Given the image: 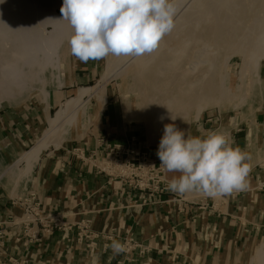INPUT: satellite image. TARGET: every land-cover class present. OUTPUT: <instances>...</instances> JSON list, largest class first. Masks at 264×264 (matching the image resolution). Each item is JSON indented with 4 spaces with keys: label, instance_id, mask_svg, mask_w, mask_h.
Listing matches in <instances>:
<instances>
[{
    "label": "crops",
    "instance_id": "0c3cea01",
    "mask_svg": "<svg viewBox=\"0 0 264 264\" xmlns=\"http://www.w3.org/2000/svg\"><path fill=\"white\" fill-rule=\"evenodd\" d=\"M95 69L91 64H76L70 71L71 83L61 90L65 95L59 98L52 92L49 96V112L59 107L78 84L93 81L97 76ZM260 75L264 94V67L260 68ZM137 97L148 99L144 95ZM138 105L144 110L135 112L136 115H152L145 103ZM102 114H97L101 123ZM213 121L217 124L205 129ZM214 125V130L228 133L234 146L250 156L252 170L245 191L217 198L191 193L183 195L184 200L179 203L176 198L181 195L170 191L156 196L143 193L96 168L104 156L99 137L110 134L114 141L125 144L132 136L110 133L111 129L106 128L86 140L73 141L46 153L28 179L41 209L46 215H59L65 227L50 231L43 227L45 223H35L26 230L20 223L23 207L0 194V229L5 235L0 246V264H11V257L19 264H221L223 257L229 262L243 246L263 241L264 98L252 121L232 122L215 117L205 120L203 129L209 132ZM24 133L13 134L12 138L25 145L34 135ZM196 136L205 135L198 130ZM75 147L80 148V157L71 152ZM150 149L156 154L157 148ZM178 175L167 172L169 181ZM82 221H90L88 232L82 229ZM80 232L84 236L78 241ZM113 239L126 247H146L147 251L140 254L141 248L133 247L113 256L111 249L105 247Z\"/></svg>",
    "mask_w": 264,
    "mask_h": 264
},
{
    "label": "bare ground",
    "instance_id": "6f19581e",
    "mask_svg": "<svg viewBox=\"0 0 264 264\" xmlns=\"http://www.w3.org/2000/svg\"><path fill=\"white\" fill-rule=\"evenodd\" d=\"M62 3L63 0H0V94L2 96H13L16 87L24 88V86L28 85V82L33 84L40 83L43 90L41 91L42 93L44 92L45 97L44 110H47L46 104L51 93L45 89V74L50 67L54 70L59 68L60 57L58 48L62 45L63 41L69 39L72 34V29L68 22L63 20L62 14H58L55 10V8L61 7ZM175 4L177 8L174 21L175 27L169 34L165 35L159 47L151 54H146L141 57H117L112 55L108 61L105 73L97 85L78 89L76 95L68 99L65 103L60 104L53 115H46L48 126L37 139L32 149L25 152L13 164L9 172L11 171L14 173L17 170L21 177L30 178L35 165L38 163L45 150L50 146L57 148L71 136L72 132L85 128L90 98L96 96L104 104L106 101V84L111 78L115 79L116 77L127 74L129 65L133 67L143 66L151 61L153 57H159L158 53L164 49L166 45L168 46L169 42L173 39L174 41L178 39L176 42L179 43H176L178 44L177 47L174 44L172 45L173 47L171 46V49H168L171 55H173V53H176V56L179 54L181 56L184 54L186 55L185 52H188L187 49L193 44V38H196L191 31L195 29L197 24H203V22L205 23L210 19H213L216 24L213 28V32H211L213 33L214 43L217 42L216 40L220 35L227 36V38L228 36L230 37L229 40L226 39V49H228V52L224 55L225 58H223L222 64L223 67L225 66L224 68L226 71L224 73L219 71V79L217 81L215 80L218 71V65L216 63L218 52L212 53L211 60L199 59L197 62L191 63V70H195L197 67L202 66V69H204L203 71L201 70L203 74H209V76L207 75L208 77L205 76L208 79H205L203 83L200 81L201 85L199 87L200 91H198L199 96L197 99H199L201 95L206 100L214 97L217 99L218 104L222 102L233 103L234 109H239L247 104V99L250 98L255 91H259L263 83L260 75V68L261 61L264 59V0H175ZM49 26L52 29L49 30ZM184 31H188L189 33L187 36L181 37L182 32L185 33ZM208 38H210V36ZM211 39L208 40L210 41ZM198 41L204 46V39H199ZM196 45L200 46L199 44ZM202 48L203 50L206 49V47ZM168 50L166 51L168 52ZM167 52L166 56L167 54L170 55V53ZM160 53L161 57L165 56L164 53ZM236 53L242 56V65L237 82L233 83L229 74V67L231 57ZM186 57L185 59L187 60ZM182 58H179L180 61ZM163 59L165 58L163 57ZM165 65L166 66H163V68L170 66L169 63L168 66L167 64ZM172 66L174 67V65H171V69L170 67L168 69L172 70ZM179 66L177 69L180 68V70L184 67L182 64V67ZM191 70L189 69L188 71ZM174 71L175 69L171 72L173 73ZM167 73L165 77L169 74ZM188 74L185 73V75H183L186 77ZM180 77H182V75ZM184 78L181 80L186 81ZM229 80L231 81L228 82ZM191 82H193V80ZM198 84L194 82L190 84V88L188 87L190 89L189 95L191 94L192 96L193 92H196L195 90L198 89ZM197 99L193 100L196 101ZM194 101L191 103L193 104ZM197 102L199 101L197 100ZM182 107L180 112L177 110L174 112L177 108L173 107V110L172 106H170V101H168L165 108H161L162 110L158 109L159 111L154 117L147 115H135V117L139 120L145 119L148 121L149 126L147 128H149L151 140L160 141L165 124L175 123L178 128H183V125L178 120V115L181 114L184 116L187 115V112H183ZM141 108L144 109L142 106ZM170 111L173 116H176L175 121H171L167 118L171 115ZM202 111L203 106L197 103V121L201 118ZM191 112H193V110H191ZM161 116H165L166 118L161 121ZM21 163L23 167L19 169ZM19 175L18 177H20ZM239 255L242 258L239 257ZM233 257L235 259V264H242V262H244L243 264H264V240L259 244L254 254L252 245H249L243 246L240 249V253H235ZM223 261H225V257H223L222 262Z\"/></svg>",
    "mask_w": 264,
    "mask_h": 264
},
{
    "label": "rangeland",
    "instance_id": "374dc122",
    "mask_svg": "<svg viewBox=\"0 0 264 264\" xmlns=\"http://www.w3.org/2000/svg\"><path fill=\"white\" fill-rule=\"evenodd\" d=\"M60 9L61 7L55 8L58 14H61ZM215 25L216 24L214 23L213 19H210L205 23L203 22V24L199 23L196 25L195 29L191 31L192 33H194V37H196L193 38L195 44L194 41L192 40L193 44L191 43L192 44L190 46L191 49L188 47L189 48L187 49L188 52H185L186 55L184 54L181 56L179 54L176 56V53L175 54L173 53L174 56L171 55V52L168 49H171L173 47L172 45L174 44L177 47L178 44L176 43H179L176 42L178 41V39H176L175 41L173 39L171 42H169L168 46L166 45L164 49L160 51L165 54V56H163L162 54V56L165 59L161 57V53L159 52L158 53L159 57L156 55L157 57H153V59L149 61L145 66L128 67L127 74L116 77L115 79L111 78L106 84V91H105L106 101L104 102V104L96 96H92L90 98L88 102L87 124L85 125V128L78 129V131L72 132L71 136L67 138L63 142V144L59 145L57 148H55L54 146H50L47 150L43 152L40 160L36 165L38 166L40 164L41 159L45 157L46 153H49L50 151H54L55 149L56 150L62 149V147H66V145L72 143L73 141L75 142V141L86 140L92 137V135L100 134L101 130H105L106 128L111 129L110 133H116V134L130 133L132 136H135L141 144L145 146H151V148L158 149L159 141L158 140L152 141L150 138L149 128H147L149 126L148 121H146L145 119H140L141 120L140 121L137 117H135L136 115L135 112H139L140 110H142L138 105L139 103H143V104L145 103L147 105V111L152 113V115L150 114V117H154L155 113H157L159 110L164 109L168 101H170V106H172V108L173 107L177 108L175 110L173 108L174 112H176V110L180 112L181 107L186 106L184 107V109L182 107V111L187 112V115L183 116L180 114L178 115L179 118L178 117L177 118L179 122L183 125L182 129L183 130L189 129V131L193 136H196V132L198 130L202 131L203 134L206 135L208 132L204 131L203 122L205 120L214 119L215 117L227 118L229 119V121L232 122H236V120L252 121L255 112L259 109V107H261V102L264 98L263 96L264 94L262 92L263 83H262V88H260L259 91L258 90L255 91L250 96V98L247 99L248 100L246 102L247 104L239 108L241 110L234 109L233 103L231 102H222L218 104L217 99L214 97L212 99L206 100L201 95V97L197 99L199 96L198 91H200L199 89L201 85L200 83L201 82L203 83L205 79H208L205 76L207 75L209 76V74L208 73L206 75L203 74L202 71L204 69H202V66H199L201 69L197 67L195 70H191L190 67L191 63L197 62L199 59L211 60L212 53L218 52V56L216 57L218 71L216 73L215 80L217 81L219 79V71L223 73L226 71V69L224 68L225 66L223 67L222 64L224 60L223 58H225L224 55H226L228 52V49H226L227 47L226 41L229 40L230 37L228 36L227 38V36L220 35V37H218L216 40L217 42L214 43L213 35H212L213 33L211 32H213V28L215 27ZM50 29L52 28L49 26V30ZM188 33H189L188 31L185 33L182 32L181 37L187 36ZM210 33L212 36L210 35ZM208 35L210 36V38H208L209 37ZM199 39L201 40L204 39L205 42L204 46L203 44L199 43L198 41ZM208 39L211 40L209 41ZM68 40L69 39L64 40L62 45L58 48V53L60 57L59 68L54 70L52 67H50L46 71L47 73L45 72L46 73L45 84L43 83L45 85V89H47L49 93L52 92L56 93L57 97L59 98L62 95H65L61 93V90L64 89L66 85H69L73 79L72 76L70 75L73 67L76 64L77 66H83L84 64L83 62H80L75 56L71 54ZM196 44L199 45L201 44V45L198 46ZM202 47L204 48L206 47V49L203 50ZM165 49L168 50V52ZM166 52L170 53V55L167 54L166 56ZM111 56L112 55H109L108 57L98 61L89 60L87 62V65L91 64V67L96 68L95 71L97 72V76H95L93 81H90L89 83L78 84L77 87H74L75 90L69 91L68 96H65V100H63V103H65L71 97L75 96L78 89L82 87H93L97 85L105 73L108 61ZM184 56L185 57L187 56L186 57L187 60L185 59ZM180 57L181 58L183 57L185 61L183 60V58H182L183 61L182 60L180 61L179 59ZM164 61L167 63H165ZM168 63L170 66H168ZM165 64H167L168 67L163 68V66H166ZM181 64L184 67L185 66L187 67L184 68L181 66ZM171 65H174L175 68L172 66V70L175 69L176 72L175 71L173 73L171 72L172 71L170 70ZM177 65L178 66L180 65L183 68V69L181 68L182 71L180 70V68H178L179 69L178 71ZM241 65H242V56L237 53L232 55L230 61V67H229L230 68L229 74L231 76V80L233 83L237 82ZM169 67L170 69H168ZM261 67H264V59L261 61ZM163 69L164 71L166 69L169 71L166 70L164 73ZM184 69L187 70L185 71ZM189 69L191 71H188ZM161 70L163 71L164 74L162 73ZM167 72L169 74L171 73L172 75L171 74L169 75ZM166 73L168 74L166 76L167 78L165 77ZM185 73L186 74L189 73L190 75L188 74L185 77L184 76ZM181 75L182 77H180ZM182 78H184L186 81L181 80ZM192 80L194 83L197 84L199 83V84L197 86L198 89H196L195 90L196 92H193V95L191 96V94L189 95L190 92L189 86L191 83H193L191 82ZM231 80H229L228 82H230ZM41 86L42 85L40 83L33 84L28 82V85L24 86V88L16 87L13 96L12 95L2 96L0 94V194L3 193L5 197L7 196L11 197V199H14V201L25 200L28 197V195L32 193V190L29 188V184H28V179L30 178H26L24 176L21 177L17 170L14 173L11 171L9 172V169L25 152L32 149V147L36 144L37 139L42 135L43 131L48 126L46 115L47 114L53 115L56 112V110L59 108V107H56L54 109L52 108L49 112V100H48L46 104L47 110L46 111L44 110L45 97H44V92L42 93L43 90ZM141 95H144L145 97L147 96L148 99H142L137 97ZM192 98L194 100L197 99L199 102H197V100L194 101ZM192 100L194 101L193 104L191 103L193 102ZM197 103L203 106L201 118L198 121L196 119ZM190 109L193 110V112H191ZM99 112L103 113L100 117V119H102V123L99 121V117L97 115ZM42 113H44V116H42ZM212 123L217 124L216 121L208 122V127H205V129H209L210 128L209 125H211ZM223 123L227 124L226 121H223ZM106 124H108V126H106ZM215 128L217 127L214 125L213 130ZM23 131L32 133L34 135L33 139L30 138L28 139L27 142H25V145H22L19 142L20 140L18 138H16V141H18L19 143H17L12 138L13 134H18L19 132L24 133ZM6 133L8 135H6ZM22 167L23 164L21 163L19 165V169ZM18 175L21 177V179L20 177H18ZM186 199H192V198L187 197ZM21 218L23 219L26 217L22 216ZM261 242L262 241L260 240L254 246H252L253 254L256 252V249ZM236 253L239 254L240 250ZM239 257L241 256L239 255ZM234 261L235 259L233 257L229 262L227 261L222 262L221 260V264L222 263L235 264ZM243 263L244 262H242V264Z\"/></svg>",
    "mask_w": 264,
    "mask_h": 264
},
{
    "label": "clouds",
    "instance_id": "9594fccd",
    "mask_svg": "<svg viewBox=\"0 0 264 264\" xmlns=\"http://www.w3.org/2000/svg\"><path fill=\"white\" fill-rule=\"evenodd\" d=\"M176 11L175 0H63L60 9L72 29L71 54L83 63L109 55L151 54L174 29ZM165 118L160 117L161 121ZM167 118L176 120L172 113ZM156 155L164 171L179 173L166 185L177 195L200 193L217 198L248 187L250 156L234 146L226 132L210 130L205 136H193L189 129L167 123ZM105 247L113 256L127 252L118 239Z\"/></svg>",
    "mask_w": 264,
    "mask_h": 264
},
{
    "label": "built area",
    "instance_id": "2783aa9c",
    "mask_svg": "<svg viewBox=\"0 0 264 264\" xmlns=\"http://www.w3.org/2000/svg\"><path fill=\"white\" fill-rule=\"evenodd\" d=\"M99 146L104 151V156L101 158L96 168L101 173H106L111 177L121 178L130 186L139 189L143 193L149 195H162L168 193L166 188L169 178L167 172L160 167V160L158 156L151 153V146H145L139 142L135 136H131L127 143L122 144L114 141V138L108 134L105 137H99ZM71 152L80 157L82 152L80 148H73ZM182 196L176 198V203L182 202ZM23 207V218L20 223L28 230L32 228L35 223H45L43 227L50 231L57 228L65 227L61 222L59 215L47 214L41 209L40 202L35 194L30 193L23 201H18ZM169 203V199L166 201ZM179 205V204H178ZM82 229L88 232V225L90 221H82ZM80 226V224H79ZM91 234H86V236ZM84 236V235H83ZM81 232L78 235V241L82 240ZM4 232L0 229V246L4 244ZM89 237V236H88ZM133 247L141 248L140 254L147 251L146 247H140L137 244H130L127 246V252ZM11 264H19L20 262L15 257L10 258Z\"/></svg>",
    "mask_w": 264,
    "mask_h": 264
}]
</instances>
